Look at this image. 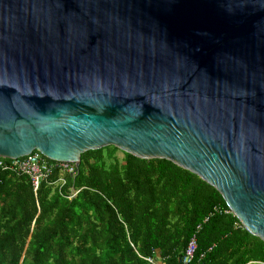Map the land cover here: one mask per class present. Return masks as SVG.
I'll return each instance as SVG.
<instances>
[{
	"label": "water",
	"instance_id": "95a60500",
	"mask_svg": "<svg viewBox=\"0 0 264 264\" xmlns=\"http://www.w3.org/2000/svg\"><path fill=\"white\" fill-rule=\"evenodd\" d=\"M108 146L196 175L264 242V0H0V158Z\"/></svg>",
	"mask_w": 264,
	"mask_h": 264
},
{
	"label": "trees",
	"instance_id": "16d2710c",
	"mask_svg": "<svg viewBox=\"0 0 264 264\" xmlns=\"http://www.w3.org/2000/svg\"><path fill=\"white\" fill-rule=\"evenodd\" d=\"M192 236L188 264H264V242L219 193L166 160L89 150L35 191L0 171V264H180Z\"/></svg>",
	"mask_w": 264,
	"mask_h": 264
},
{
	"label": "built area",
	"instance_id": "2783aa9c",
	"mask_svg": "<svg viewBox=\"0 0 264 264\" xmlns=\"http://www.w3.org/2000/svg\"><path fill=\"white\" fill-rule=\"evenodd\" d=\"M56 168L69 174H74L75 168L71 164L55 162L54 164L47 162L38 152H31L26 156L15 159L0 158V171H7L15 174L26 176L32 186L33 191L36 190L39 182L45 180L47 176ZM76 191H72L67 197L70 199ZM195 239L192 236L186 244L184 252L180 258V264H188L192 259L195 251Z\"/></svg>",
	"mask_w": 264,
	"mask_h": 264
},
{
	"label": "rangeland",
	"instance_id": "374dc122",
	"mask_svg": "<svg viewBox=\"0 0 264 264\" xmlns=\"http://www.w3.org/2000/svg\"><path fill=\"white\" fill-rule=\"evenodd\" d=\"M115 155L117 158H121V156H122L120 152H116Z\"/></svg>",
	"mask_w": 264,
	"mask_h": 264
},
{
	"label": "crops",
	"instance_id": "0c3cea01",
	"mask_svg": "<svg viewBox=\"0 0 264 264\" xmlns=\"http://www.w3.org/2000/svg\"><path fill=\"white\" fill-rule=\"evenodd\" d=\"M72 165V164H71ZM71 192H72V190H71ZM67 198V197H66ZM69 200V199H68Z\"/></svg>",
	"mask_w": 264,
	"mask_h": 264
}]
</instances>
